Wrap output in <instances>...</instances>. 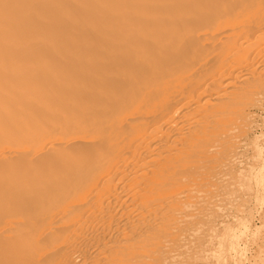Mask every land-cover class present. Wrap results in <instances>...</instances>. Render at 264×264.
<instances>
[{
	"label": "bare ground",
	"instance_id": "obj_1",
	"mask_svg": "<svg viewBox=\"0 0 264 264\" xmlns=\"http://www.w3.org/2000/svg\"><path fill=\"white\" fill-rule=\"evenodd\" d=\"M260 128L264 0H0V264H215Z\"/></svg>",
	"mask_w": 264,
	"mask_h": 264
},
{
	"label": "rangeland",
	"instance_id": "obj_2",
	"mask_svg": "<svg viewBox=\"0 0 264 264\" xmlns=\"http://www.w3.org/2000/svg\"><path fill=\"white\" fill-rule=\"evenodd\" d=\"M253 155L249 151L244 156L251 165L242 174L243 182H236L233 213L237 218L233 220V247H227L224 252L242 249L245 253L243 264H264V173L259 171L260 165L252 159ZM229 264H232L231 259Z\"/></svg>",
	"mask_w": 264,
	"mask_h": 264
},
{
	"label": "clouds",
	"instance_id": "obj_3",
	"mask_svg": "<svg viewBox=\"0 0 264 264\" xmlns=\"http://www.w3.org/2000/svg\"><path fill=\"white\" fill-rule=\"evenodd\" d=\"M249 147L254 153L252 159L259 163V171L264 173V128H260V130L254 132ZM212 259L215 261V264H229V259H231L232 264H243L245 253L242 249L234 248L227 253L217 252L212 254Z\"/></svg>",
	"mask_w": 264,
	"mask_h": 264
}]
</instances>
